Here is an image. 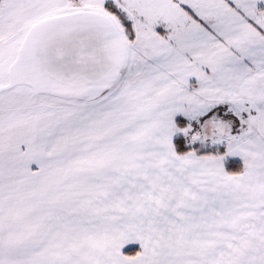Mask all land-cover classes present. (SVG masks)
<instances>
[{
	"label": "snow or ice",
	"instance_id": "1",
	"mask_svg": "<svg viewBox=\"0 0 264 264\" xmlns=\"http://www.w3.org/2000/svg\"><path fill=\"white\" fill-rule=\"evenodd\" d=\"M0 264H264V0H0Z\"/></svg>",
	"mask_w": 264,
	"mask_h": 264
}]
</instances>
